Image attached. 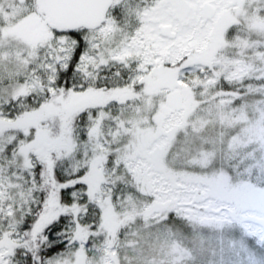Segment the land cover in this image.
<instances>
[{"label":"snow or ice","instance_id":"obj_1","mask_svg":"<svg viewBox=\"0 0 264 264\" xmlns=\"http://www.w3.org/2000/svg\"><path fill=\"white\" fill-rule=\"evenodd\" d=\"M0 264H264V0H0Z\"/></svg>","mask_w":264,"mask_h":264}]
</instances>
